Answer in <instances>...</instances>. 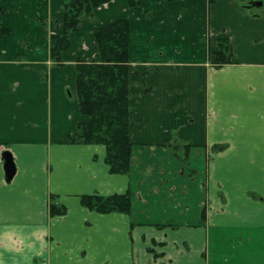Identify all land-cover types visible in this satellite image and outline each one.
Wrapping results in <instances>:
<instances>
[{"label": "crops", "instance_id": "1", "mask_svg": "<svg viewBox=\"0 0 264 264\" xmlns=\"http://www.w3.org/2000/svg\"><path fill=\"white\" fill-rule=\"evenodd\" d=\"M253 1H261L253 5ZM64 0H0V264H264V0H111L50 58ZM130 20L128 174L106 148L70 141L76 63L100 59L95 34ZM228 37L230 63L214 64ZM191 144L185 159L165 145ZM220 146V148H216ZM15 172L7 178L4 154ZM131 192L129 213L84 194ZM66 207L50 214V204Z\"/></svg>", "mask_w": 264, "mask_h": 264}, {"label": "trees", "instance_id": "2", "mask_svg": "<svg viewBox=\"0 0 264 264\" xmlns=\"http://www.w3.org/2000/svg\"><path fill=\"white\" fill-rule=\"evenodd\" d=\"M111 0H64L62 5V33L56 32L59 20L49 21L50 58L53 64L64 66L62 53L70 48L71 34L79 29L83 19L97 22L96 8ZM143 0H128L129 7H138ZM213 4L216 0H207ZM256 3V1H253ZM10 29H1L0 35H11ZM100 59H80L76 63V93L80 112L87 116L77 123L70 141L81 139L86 144H101L106 148V163L114 174H128L131 166L130 140V20L117 19L99 28L95 34ZM214 64L230 63L233 48L228 37L218 39ZM173 154L185 159L191 144L178 141L165 143ZM216 148H220L217 146ZM13 161L9 151L4 154ZM81 204L100 213H129L132 207L131 192L111 195L84 194ZM66 207L50 204L51 215H61Z\"/></svg>", "mask_w": 264, "mask_h": 264}, {"label": "water", "instance_id": "3", "mask_svg": "<svg viewBox=\"0 0 264 264\" xmlns=\"http://www.w3.org/2000/svg\"><path fill=\"white\" fill-rule=\"evenodd\" d=\"M260 4H262L261 1H256V3H253V5H260ZM11 160L6 159L5 161L6 162L5 167H6L8 179H10L15 172V164H14V161H11Z\"/></svg>", "mask_w": 264, "mask_h": 264}]
</instances>
